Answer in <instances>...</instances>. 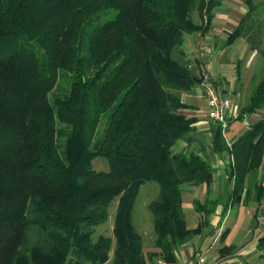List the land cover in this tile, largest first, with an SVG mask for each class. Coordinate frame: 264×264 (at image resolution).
<instances>
[{
  "label": "trees",
  "instance_id": "16d2710c",
  "mask_svg": "<svg viewBox=\"0 0 264 264\" xmlns=\"http://www.w3.org/2000/svg\"><path fill=\"white\" fill-rule=\"evenodd\" d=\"M221 1L0 0V264H103L111 251V264H171L177 249L208 226L216 200L194 199L201 219L189 228L182 196L184 187L214 179L194 135L198 119L184 114L191 108L181 101L201 83V66L194 63L195 75L171 53L185 35L207 33ZM247 3L223 46L246 40L262 69L235 121L264 108V51L253 45L258 23ZM222 131L210 127V151L230 160L225 211L252 188L256 200L264 192L254 182L264 118L231 145ZM181 143L198 149L177 150ZM96 158L107 169H94ZM146 181L158 184L148 204L153 251L143 249L132 223ZM115 199L114 247L110 236L93 242L94 227L108 218ZM257 245L264 248V234Z\"/></svg>",
  "mask_w": 264,
  "mask_h": 264
},
{
  "label": "crops",
  "instance_id": "0c3cea01",
  "mask_svg": "<svg viewBox=\"0 0 264 264\" xmlns=\"http://www.w3.org/2000/svg\"><path fill=\"white\" fill-rule=\"evenodd\" d=\"M248 1L249 0H246L244 2L245 6H248ZM232 2L235 3L234 1ZM233 3L229 4L227 2L226 5V19H228V21L224 22V20L221 19L219 12L217 16L219 22L215 23L214 17L211 23V27L207 31V33L201 35L200 32H198L196 36L193 35L192 38L188 39L187 48L195 54H197V51L200 52V64L202 71L200 76L202 77V80L201 83L197 87L193 88L190 92L183 93L181 95V101L182 103L193 107V109L191 110L192 114L189 116L196 117L198 119V122L195 126L196 131L198 130L200 125L204 124L205 126L209 125L211 127L214 124V122L210 121L207 116L208 107L205 97V88L206 86H210L217 91L219 87L217 80L220 78H227L226 74L228 73V70L224 66H226V64L228 63H232V57H226L227 59L225 58V62H222L223 59L221 58V54L219 53L211 65L209 60L210 56L208 55L210 53V49L202 42L207 43V39H211L214 36H217L218 33H222L224 28L221 26L224 23H229V20L233 19L234 17V15L229 12H236L237 10V8H235V4ZM241 10L244 11V13H247L248 7L247 9H245L244 6H242ZM246 13L240 19H242L246 15ZM239 21L240 20H238V23ZM236 26L230 31L226 30L227 34L233 32ZM197 38H199V41L200 43H202V45L197 44V42H199ZM191 39L192 41H190ZM236 48L237 53H241L238 57H236L235 62H246V66H248V69L245 73L247 75L248 82H250L252 74L254 72V70H250L253 68V64H255L258 54L256 51H251L249 46H247L245 40L243 39H241L237 43V46L228 49H231V52L234 55ZM181 56L183 58L186 57L187 61L190 62L188 64V66L190 67V71L194 69L195 65L192 61H194V59L197 57L194 58L193 56H190L189 53L186 54L184 52V49L181 50ZM226 60L228 62H226ZM193 73L196 75L197 70L196 72L193 71ZM228 78L226 80L229 82V90L231 96V92H233L232 100L230 99V102L234 108V111H231L228 114L229 116H231L230 119L234 120L230 124V119L228 120V127L223 130L222 133L227 145H231L249 125L264 118V108L250 116L244 117L240 121H235L237 117L238 105H241V102L244 98L243 96L245 95V89L248 84H238L242 85V90H240V87H238V91H236L235 94L233 90V80H236V77H230L229 79ZM221 97L224 98L223 96ZM224 99L229 100L227 98ZM186 111H190V109ZM210 127H206L205 129H208V132H210ZM208 136H210V133L208 134ZM206 153L209 154V159L211 160V165L214 170V179L209 186L203 184L200 186L188 188V190H193L194 193L191 199L192 207H188L186 210L187 212H185L187 227H196L201 219V214L194 210V199H197L202 203H205V201L216 200V204L213 206V211L208 215V226L202 227L199 234H196L192 239L185 242L177 249L175 253V261L171 264H192L197 254L203 255L205 259L204 264H260L261 260L264 259V248L259 249L257 244L258 239L264 234V192L262 193L260 200H256L255 188H252L247 194V198H245L238 204L228 206L224 211L227 192L230 190L232 184L227 176V168L230 160L226 155H214L213 157L210 149H208L207 147ZM254 182H256L257 184H259L260 182L264 184V151L258 170L254 175ZM225 230L226 233H223L221 235V233ZM143 249L148 251L156 250V248L153 247V241L152 244L146 245V248H144L143 246ZM252 258L256 259V261L251 262L250 260ZM110 259L111 253L109 260H107V262L103 264L108 263ZM155 264L167 263L161 259H157L155 261Z\"/></svg>",
  "mask_w": 264,
  "mask_h": 264
},
{
  "label": "rangeland",
  "instance_id": "374dc122",
  "mask_svg": "<svg viewBox=\"0 0 264 264\" xmlns=\"http://www.w3.org/2000/svg\"><path fill=\"white\" fill-rule=\"evenodd\" d=\"M232 1H234L235 3H233ZM245 1L246 0H222L220 6L214 10L215 23L219 22L217 19L219 12H220L219 14H220L221 19H223L224 22L228 21V19H226L227 2L229 4H232V3L235 4V8H237L236 12H229L232 15H234V17H233V19L229 20L230 24L224 23L221 26L224 28L222 33H218L217 36H214L211 39H207V43L202 42L204 45H207L208 48L210 49V53L208 55L210 56L209 60H210L211 65L219 53L221 54V58L223 59L222 62H225L226 57H228V58L232 57V63H228V64H226V66H224L228 70V73L226 74L227 78L228 77L229 78L230 77L231 78L236 77L234 66L236 63L235 62L236 57H238L241 52L237 53V48H236L235 53L233 55V53L231 52V49L224 48L223 45H224V42L226 40V34H227L226 30L227 31L232 30L237 25L238 20H240V18L246 13V12L244 13V11L241 10L242 6H244L245 9H247V7L249 8V6L244 5ZM249 1L251 2L252 7L254 8V14L252 15V19L255 20L256 23H258V26H257L258 29H253V30H255L254 31L255 36L253 38V45L255 44L256 47H258L260 50L264 51V0H249ZM105 18L106 17L101 18L100 22H102ZM193 19L195 22H199V20H197L198 17H197L196 12H194V14H193ZM253 24L251 23L252 28H253ZM251 33H253V32H251ZM192 37H193V34L185 35L183 44L181 46L175 47L172 50L171 58L182 66H188V64H189L186 57L183 58L181 56V50L182 49H184V52L186 54L189 53L190 56H193L194 58L197 57L194 59V61H192L193 63H199L200 64V59H201L200 58V52L197 51V54H195L194 52H192L191 50H189L187 48L188 39H190ZM190 41H192V39ZM239 41L235 42V44L232 47L237 46V43ZM202 43H200V44L202 45ZM245 43L247 44V46H249V44L246 42V40H245ZM199 49H200V46H199ZM257 54H258V56L256 58L257 60H256L255 64H253L254 65L253 68L250 70V71L254 70L250 82H248L247 75L245 73L248 69V66H246V62H244V61L241 64L242 75H241L240 80H242V81L238 82L240 80L237 81V80L232 79L234 81L233 90H234L235 94H236V91H238V87H240V90H242L241 86L245 85V83H246V84H248L246 86V89H245V95H246L248 92H250V90L253 88V86L259 80L258 69L259 68H260V70L262 69V58H261L259 53H257ZM226 62H228V61L226 60ZM191 66H192V63H191ZM200 66H201V64H200ZM189 71H190V68H189ZM193 71L196 72L195 66H194V69H192L190 72H193ZM227 78H220L217 80L218 86H219L217 89V93L219 95L223 96L224 98L229 99V101H230V99L232 100L233 92H231V94H232V96H231L230 90H229V82L226 80ZM239 83H241L242 85H238ZM64 86H65V84H63V88H64ZM63 90L64 89H62V91ZM59 93H62V92H59ZM245 95L243 97H245ZM240 107H241V105H238L237 115H238V110L240 109ZM190 108H191L190 111L184 112V114H186L187 116L192 114L191 110L193 109V107L190 106ZM106 119H107V117L102 119V124H105ZM233 120L234 119H230L229 124ZM239 125H241V124H239ZM206 127H210V126L209 125L205 126L204 124L200 125V127L198 128V130L195 132L194 135L199 139V143L201 142L205 149H206V147L208 149H210V136H208V134L210 132H208V129H205ZM174 149H175V147H174ZM180 149L187 153L190 151H196L198 149V146L196 144H194L192 146L191 145L186 146L184 143H181L178 146L177 150H180ZM177 152H179V151H177ZM206 155H207L206 156L207 160L211 164V160L209 159V154L206 153ZM212 156L214 157V154H212ZM92 166L96 170H105V169H107L108 164H107V161L105 159L96 158L95 160H93ZM188 188L189 187H184L185 191H183V193H182L183 210L185 212H187L186 210L188 207L189 208L192 207V200L191 199H192V196L194 193L193 190H188ZM157 194H158V184L155 181L144 182L139 187L138 194L135 198L133 209H132V223H133L134 228L137 230V232H139V234L141 236V240H142V244H143L144 248H146V245L152 244V241L155 237L153 223H152V213L148 207V204L156 198ZM195 194H196V192H195ZM198 194H199V192H198ZM116 204H117V200L115 199L111 202V204L109 206L108 218L103 223H100L94 227V231H93V234L91 236L93 242L96 241V239L98 238L99 235L110 236L113 239L112 247H114V238L112 235V226H113ZM36 238H37V234L33 233L31 241L35 240ZM111 258H112V251H111ZM256 258H258V257H256ZM261 259H262V257H261ZM250 261L254 262V261H256V259L252 258ZM106 264H111V259ZM260 264H264V259L261 260Z\"/></svg>",
  "mask_w": 264,
  "mask_h": 264
},
{
  "label": "built area",
  "instance_id": "2783aa9c",
  "mask_svg": "<svg viewBox=\"0 0 264 264\" xmlns=\"http://www.w3.org/2000/svg\"><path fill=\"white\" fill-rule=\"evenodd\" d=\"M199 37V35H198ZM199 41V38H197ZM200 45V41L197 42ZM204 80V79H203ZM206 80V79H205ZM205 97L207 101V116L208 119L218 124L222 130L228 127L229 112H233L234 108L229 100L222 98L215 89L210 86L205 88ZM205 259L202 254H197L192 264H204Z\"/></svg>",
  "mask_w": 264,
  "mask_h": 264
}]
</instances>
